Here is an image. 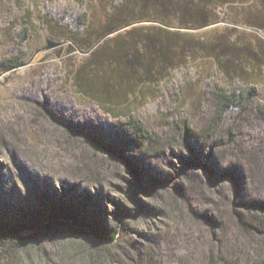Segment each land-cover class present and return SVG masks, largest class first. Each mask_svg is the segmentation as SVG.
<instances>
[{
  "label": "rangeland",
  "instance_id": "1",
  "mask_svg": "<svg viewBox=\"0 0 264 264\" xmlns=\"http://www.w3.org/2000/svg\"><path fill=\"white\" fill-rule=\"evenodd\" d=\"M88 1L0 0V69L22 62L0 70V221L62 202L120 237L88 262L60 249L57 226L41 231L49 219L21 232L43 247L19 264H264V0H172L141 15L159 22L87 50L89 18L121 0ZM203 20L215 22L193 27ZM159 26L169 47L191 42L185 55L143 52L140 37ZM46 38L64 42L44 49ZM121 40L142 46L144 67L109 63ZM226 96L234 103L222 111Z\"/></svg>",
  "mask_w": 264,
  "mask_h": 264
},
{
  "label": "trees",
  "instance_id": "2",
  "mask_svg": "<svg viewBox=\"0 0 264 264\" xmlns=\"http://www.w3.org/2000/svg\"><path fill=\"white\" fill-rule=\"evenodd\" d=\"M175 1V0H173ZM172 0H121L120 2L114 4L112 3L107 7H103L102 18L96 23V20L91 17L89 22L91 25L87 28L86 33L92 34L90 39L87 40V45L85 48L87 50L91 49L92 46L97 43L100 39L104 38L106 35L115 32L121 28H124L134 22H140L144 20H150L159 22L156 18L147 19L148 16H141L144 13H149L150 11H155L161 9L166 11L171 6ZM89 8L97 9L99 0H89ZM155 6L157 7L156 9ZM152 9V10H151ZM143 13V14H142ZM215 21L203 20L194 24V28H201L207 26ZM163 24V22H160ZM168 25V24H164ZM95 28H94V27ZM156 30L151 34H145L141 36L144 39L143 48L145 53L151 54L156 61H163V59H178L182 55H185L188 45H191L189 40H184V45L180 48L169 47L170 39L167 35L170 34L169 30L162 27H154ZM191 28V27H188ZM137 28H131L126 30L124 33H117L114 38L119 39L120 37H129L132 35ZM89 31V32H88ZM139 34V33H137ZM111 39L105 38L99 45H97L91 53H95L103 50L105 46L109 43ZM123 40L117 42V46L110 53L113 58L109 60L114 67L118 69H123L126 71H134L137 66L144 67V58L140 49L132 42V40L122 43ZM140 41V40H139ZM202 43V42H200ZM186 45V46H185ZM79 49H85L82 46H78ZM127 48V49H126ZM222 48L218 45L216 51H221ZM86 50V49H85ZM142 51V49H141ZM93 55V54H92ZM263 59V56L260 57ZM22 62L14 59H7L2 62L0 70H10L12 68L18 67ZM97 89L99 87L100 91H108V83L105 80H98ZM224 105L222 106V111L227 109L229 104L234 103L233 96L224 98ZM132 128L134 129L135 135L140 137H146V131L142 123L138 120L130 121ZM80 134L84 137L85 141L94 148H106L104 145L100 144L98 140L84 131ZM72 205L64 204L62 202L55 204L45 205L44 210L39 215L38 212L34 211L32 208L21 209L19 215L7 222L0 221V264H19L22 261H30V247L36 251L37 256L42 257V245L39 242L28 243L27 240L21 235L24 230H31L36 226H40L43 222L53 219L55 220L52 224H47L41 227V231H50L52 227L57 226L58 232H61L62 241L59 244L60 249L70 257V253H79L81 256L85 257L86 261L95 260L96 257L104 254L102 247L116 244L120 237V232L117 226L106 227L102 224H97L91 222L85 217L81 211L73 210ZM264 211V206L262 207ZM64 218V221H57V219ZM240 225L246 228L248 231L262 233L259 228L262 223L259 220L253 222L243 221L242 216L238 214ZM122 254H126L124 248L121 249ZM111 258V257H110ZM112 259V258H111ZM45 264V263H44Z\"/></svg>",
  "mask_w": 264,
  "mask_h": 264
},
{
  "label": "water",
  "instance_id": "3",
  "mask_svg": "<svg viewBox=\"0 0 264 264\" xmlns=\"http://www.w3.org/2000/svg\"><path fill=\"white\" fill-rule=\"evenodd\" d=\"M64 41H55V40H52L50 38H46V44L44 46V49H51V48H54V47H57L59 45H61Z\"/></svg>",
  "mask_w": 264,
  "mask_h": 264
}]
</instances>
